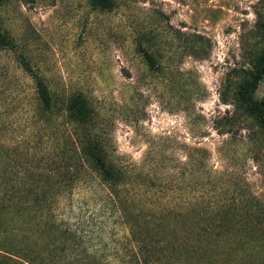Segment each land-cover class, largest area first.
<instances>
[{"label":"rangeland","instance_id":"374dc122","mask_svg":"<svg viewBox=\"0 0 264 264\" xmlns=\"http://www.w3.org/2000/svg\"><path fill=\"white\" fill-rule=\"evenodd\" d=\"M114 1L112 10L89 0L0 4V31L13 42L0 49L1 264H27L24 256L59 241L64 228L92 264H126L130 227L181 264L191 263V251L214 264H244L182 225L180 211L189 197L240 193L246 200L231 207L264 208V131L232 98L235 70L250 68L261 45L264 0ZM21 59L47 83L50 110L40 108ZM263 93L264 79L256 95ZM77 95L111 159L127 170L135 200L89 168L85 131L67 119ZM189 148L207 150L205 166L188 167ZM66 158L73 178L60 184ZM206 171L225 180L223 189L202 185Z\"/></svg>","mask_w":264,"mask_h":264},{"label":"trees","instance_id":"16d2710c","mask_svg":"<svg viewBox=\"0 0 264 264\" xmlns=\"http://www.w3.org/2000/svg\"><path fill=\"white\" fill-rule=\"evenodd\" d=\"M4 1L0 0V4ZM89 4L93 9L112 10L115 1L89 0ZM259 25L262 30L261 45L254 51L250 59V68L235 70L236 79L232 83V98L233 102L242 108L245 113L258 121L260 128L264 131V93L260 97L256 95L258 85L264 79V19L259 21ZM12 47L13 42L9 36L0 31V49ZM140 51L149 68L157 70L159 65L154 54L142 46H140ZM21 63L23 70L34 79L36 99L40 108L50 110L52 95L47 83L39 74L33 71L27 60L21 59ZM228 96L226 90L222 91L220 93L221 102L227 104ZM67 112V119L70 124H77L85 131V143L82 145V150L89 168L93 169L100 179L113 190L119 188L123 192L125 201L135 200L127 192L129 185L127 170L111 159V155H109L102 139L94 131V115L86 100L77 95L69 103ZM189 150L187 155L188 167L193 168L198 165L199 168V165L205 166L204 155L207 150L204 148H189ZM71 163L66 158L65 163L62 164L63 173L60 184H67L68 181L72 180L73 177L69 174ZM211 171H206V179L203 183L201 182L202 185H210L215 189L222 187L223 189L226 184L225 180L223 178L216 180V176L210 175ZM146 186L147 184L143 183V187L146 188ZM240 194H233L230 197L224 195L222 198L211 202L189 197L184 209L180 211L183 214L182 225L189 227L191 231L200 235L211 245L225 249L230 257L241 259L244 264H264V208L240 210L241 207H238V209L237 207H231L246 200L247 196L237 199ZM124 214L125 222L131 224L128 218L129 215L126 212ZM169 214L177 217V213ZM130 233L131 240L134 243L132 244L131 240H127L126 264H181V260H184L182 257L173 259L169 249H163V246L159 247L155 243H149L144 238H140L132 227H130ZM73 236L72 232L64 228L62 238L59 241L47 243L41 248L37 247L24 256L27 264H54L55 261L58 264H92L94 259L90 255L82 257L79 255L81 251H76L78 243L73 239ZM71 239L72 241H70ZM56 251H58V254L60 251L63 252L64 256L61 259L53 254L51 259L47 256ZM164 252H169L170 258ZM6 256L8 255L0 253V264L5 262V258H8ZM189 261L191 262L189 264H214L194 251L189 253Z\"/></svg>","mask_w":264,"mask_h":264}]
</instances>
